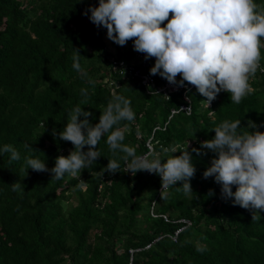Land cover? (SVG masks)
<instances>
[{
    "label": "trees",
    "instance_id": "16d2710c",
    "mask_svg": "<svg viewBox=\"0 0 264 264\" xmlns=\"http://www.w3.org/2000/svg\"><path fill=\"white\" fill-rule=\"evenodd\" d=\"M98 3L0 0V148L12 145L20 154L11 163L10 153L0 154V264H264V210H255L261 218L252 220L254 210L222 198L214 177L203 178L216 154L192 152L214 138V128L224 120H241L238 133L264 132V48L260 69L249 81L251 95L236 105L221 91L208 107L194 87L188 92V114L180 109L186 102L183 91L169 98L150 94L141 77L114 71L113 58L136 67L142 60L132 40L117 45L89 20L90 12L83 15ZM255 3L264 9V0ZM77 61L82 73L73 67ZM154 63L152 57L145 71ZM154 76L158 83L165 81ZM115 95L131 102L136 118L113 130L124 132L123 143L138 156L150 151L149 141L162 161L184 150L191 153L196 171L190 196L177 190L183 182L162 192L157 174L125 172L124 153L110 150L108 133L97 144L100 157L80 178L66 173L55 180L50 172L26 171V157L51 169L58 156L74 150L71 142L53 135L63 132L73 109L90 112L95 125ZM173 108L178 112L172 115ZM249 121L259 127L248 128ZM112 159L121 167L109 174L104 168ZM16 182L24 191H13ZM131 249H139L133 260Z\"/></svg>",
    "mask_w": 264,
    "mask_h": 264
},
{
    "label": "clouds",
    "instance_id": "9594fccd",
    "mask_svg": "<svg viewBox=\"0 0 264 264\" xmlns=\"http://www.w3.org/2000/svg\"><path fill=\"white\" fill-rule=\"evenodd\" d=\"M83 15L97 28H105L107 38L117 45L125 46L132 40L134 50L144 53L145 59L155 58L151 75L159 74L177 87L187 82L206 98L208 107L221 91L229 93L231 103L236 105L254 92L249 81L260 69L261 48H264V9H258L255 0H99L98 6L89 5ZM73 67L82 73L78 61ZM177 76L181 77L179 81ZM81 94L87 96V90L82 89ZM130 103L115 95L95 125L88 119L92 114L77 106L69 113L63 132L53 133L60 140L71 142L74 150L67 157L58 156L51 169L40 159L26 157V171L31 168L50 172L55 180L63 179L66 173L80 178L82 170L100 157L97 144L108 133L106 143L110 150L124 153L121 159L125 172L133 176L139 171L157 174L161 177L162 190L183 182L177 190L182 189L190 196L193 191L189 181L196 169L188 150L164 161L152 152L138 156L134 147L123 143L124 132L119 128L113 130L121 121L135 120ZM240 125L239 119L224 120L214 128V138L203 141L192 152L206 155L203 150H210L216 154L203 178L214 177L221 185V197L232 198L234 206L254 210L252 220H257L261 217L255 210H264V132L238 133ZM258 127L249 121L248 128ZM24 147L38 151L29 145ZM171 151L177 153L175 148ZM3 153L11 154L10 163L20 159L12 145L0 148V154ZM120 167L112 159L104 171L114 174ZM83 183L80 179L81 186ZM233 186H236L234 192ZM12 188L24 191L20 182L12 184ZM208 195L214 192L209 190Z\"/></svg>",
    "mask_w": 264,
    "mask_h": 264
},
{
    "label": "built area",
    "instance_id": "2783aa9c",
    "mask_svg": "<svg viewBox=\"0 0 264 264\" xmlns=\"http://www.w3.org/2000/svg\"><path fill=\"white\" fill-rule=\"evenodd\" d=\"M137 56L138 58H140L142 60V67L138 66L136 67L134 62H128L126 61L124 58L121 59H117V58H113V69L116 73H119L123 76H139L142 78V83L146 86L148 93L153 94L155 92H157L158 94H162L163 96H165L166 98H169L171 95L178 93L180 91H183V95H184V99H185V103L180 107V109L186 111V113L191 114L192 112V104H191V98L188 95V92L194 88V86L188 84L187 82H185L183 87H177L176 85H172L169 84L166 80L164 82H157L158 79L156 76H153L150 74V72L145 71V68L148 67L149 65V61L151 58L145 59V54L144 53H139L137 52ZM262 72L264 71V69L262 68L261 70ZM181 79L180 76H177V81H179ZM155 91V92H153ZM176 112H178V109L173 108L172 109V115L175 114ZM148 145L150 147V152H153V146L150 143V141L148 142ZM162 192L163 191H167L166 190H162L160 189ZM155 201L153 202L152 208H151V213L153 215L155 214ZM163 216L168 220V217L166 215L163 214ZM183 222H187L188 224H191V221H188L186 219H181ZM181 229H179L177 231V233L180 231ZM139 249H131L130 250V254H131V260H133L134 257V253L136 251H138Z\"/></svg>",
    "mask_w": 264,
    "mask_h": 264
}]
</instances>
